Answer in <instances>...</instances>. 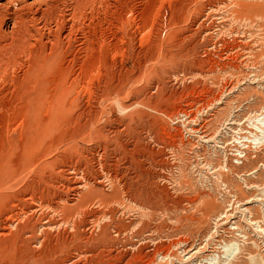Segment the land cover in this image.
Wrapping results in <instances>:
<instances>
[{"label": "rangeland", "instance_id": "obj_1", "mask_svg": "<svg viewBox=\"0 0 264 264\" xmlns=\"http://www.w3.org/2000/svg\"><path fill=\"white\" fill-rule=\"evenodd\" d=\"M95 19L94 53L63 40L0 77V227H45L23 264H264V0Z\"/></svg>", "mask_w": 264, "mask_h": 264}, {"label": "bare ground", "instance_id": "obj_2", "mask_svg": "<svg viewBox=\"0 0 264 264\" xmlns=\"http://www.w3.org/2000/svg\"><path fill=\"white\" fill-rule=\"evenodd\" d=\"M102 0H0V77L5 78L11 73L15 75V69L21 66L28 58H38L43 55L52 58L53 51L58 60L61 59L62 41L77 43L78 54L94 53L95 50L87 48L88 41L83 35L82 26L93 23ZM144 1V0H143ZM147 2V1H146ZM149 2V1H148ZM101 7V6H100ZM157 9V8H156ZM105 11V10H104ZM104 13V12H103ZM155 15V14H154ZM157 15V14H156ZM99 16V15H98ZM96 20V19H95ZM98 20V19H97ZM135 20V19H134ZM133 20V21H134ZM141 20V19H140ZM153 20V19H152ZM101 23V22H100ZM135 24V23H134ZM103 25V24H102ZM138 25V24H137ZM93 29V28H92ZM102 29V28H101ZM114 29V28H113ZM110 30V29H109ZM116 30V29H115ZM121 30V29H120ZM86 32V31H85ZM107 32V31H106ZM133 32V31H132ZM111 33V32H110ZM131 33V32H130ZM103 34V33H102ZM148 34V33H147ZM159 35V34H158ZM105 36V35H103ZM117 36V35H116ZM152 36V35H151ZM100 37V36H99ZM123 37V36H122ZM142 38V37H141ZM117 39V38H116ZM144 39V38H143ZM92 41V40H91ZM144 41V40H143ZM118 42V41H117ZM120 42V41H119ZM125 42V41H124ZM87 43V44H86ZM110 44V43H109ZM76 46V45H75ZM111 50V49H110ZM65 51V50H64ZM111 52V51H110ZM119 53V52H118ZM54 56V55H53ZM74 56V55H73ZM89 56V55H88ZM91 56V55H90ZM107 56V55H106ZM111 56V55H110ZM78 57V56H77ZM82 57V56H81ZM114 57V55H113ZM116 57V55H115ZM21 58V59H20ZM56 58V57H55ZM112 58V57H111ZM87 59V58H86ZM70 60V59H69ZM113 60V59H112ZM71 61V60H70ZM45 62V59H43ZM42 62V65L44 64ZM61 62H65L62 57ZM82 62H85L82 59ZM81 62V63H82ZM27 66V65H26ZM79 66V65H78ZM65 69V68H64ZM77 70V69H75ZM80 70L85 72L87 68L82 63ZM27 71V70H26ZM80 72V71H79ZM96 72V71H95ZM125 72V71H124ZM23 73V72H22ZM17 74V73H16ZM21 74V73H20ZM77 75V74H76ZM82 76V75H81ZM9 81V80H8ZM73 81V80H72ZM8 83V82H7ZM11 84V83H10ZM1 85V84H0ZM3 85V84H2ZM8 87V86H7ZM89 87V86H87ZM91 87V86H90ZM82 88V87H81ZM1 90V89H0ZM10 97V96H9ZM4 99V98H3ZM7 99V98H6ZM2 100V99H1ZM88 100V99H87ZM8 102V101H7ZM87 102V101H86ZM45 114V113H44ZM47 114V113H46ZM8 124V123H7ZM22 129V128H21ZM255 141V140H254ZM253 141V142H254ZM257 141V140H256ZM74 171V170H73ZM99 171V170H98ZM14 172V171H12ZM83 174V173H82ZM102 174V173H101ZM67 179V178H66ZM70 179V178H68ZM79 179V178H78ZM97 179V178H96ZM15 180V179H14ZM80 180V179H79ZM75 181V180H73ZM72 181V182H73ZM99 181V180H98ZM78 182V181H77ZM81 183V182H80ZM100 184V183H99ZM85 185V184H84ZM72 188V187H71ZM75 188V187H74ZM79 188V187H78ZM82 188V187H81ZM17 190V189H16ZM8 193V192H7ZM11 195V194H10ZM9 197V196H8ZM12 197V196H11ZM78 197V196H77ZM81 197V196H80ZM23 199V198H22ZM40 199V198H39ZM26 200V199H25ZM24 200V201H25ZM57 202V201H56ZM60 202V201H59ZM29 203V202H28ZM34 203V202H33ZM32 204V203H30ZM36 204V203H35ZM16 205V204H15ZM14 205V206H15ZM43 205V204H42ZM56 205V203H55ZM75 205V204H74ZM10 206V205H9ZM59 206V205H58ZM17 207V206H16ZM14 208V207H13ZM41 208V207H40ZM62 208V207H61ZM91 208V207H90ZM98 208V207H97ZM6 209V208H5ZM28 209V208H27ZM45 209V208H44ZM103 209V206H102ZM79 211V210H78ZM32 212V211H31ZM51 212V211H50ZM67 211H65L66 213ZM85 212V211H84ZM35 213V212H33ZM58 213V212H57ZM83 213V212H82ZM28 214V213H27ZM33 215V214H32ZM40 215V214H39ZM38 215V216H39ZM24 216V215H23ZM35 216V215H34ZM37 216V217H38ZM75 216V215H74ZM98 216V215H97ZM101 216V215H100ZM30 217V216H29ZM43 217V216H42ZM41 217V219H42ZM46 217V216H45ZM50 217V216H49ZM53 217V216H52ZM55 217V216H54ZM3 224L0 227V237L10 236L8 218L1 215ZM17 218V217H15ZM28 218V217H27ZM32 218V217H31ZM48 218V217H47ZM25 219V218H24ZM37 219V218H36ZM61 219V217H60ZM27 220V219H26ZM23 221V220H22ZM32 221V220H31ZM60 221V220H59ZM19 222V221H18ZM21 222V221H20ZM27 222H29L27 220ZM38 222V221H37ZM47 222V221H45ZM7 223V224H6ZM35 223V222H34ZM62 222H60L61 224ZM33 224V223H32ZM93 224V223H92ZM7 225V226H6ZM62 225V224H61ZM26 226V225H25ZM44 225H28L27 230L19 231L11 235V241L0 245V264H23L25 254L34 256L38 251L32 247L34 237L27 236L34 230ZM117 226V225H116ZM24 227V226H23ZM22 227V228H23ZM42 227V228H43ZM48 227V226H47ZM53 227V226H52ZM93 227V226H92ZM13 228V227H12ZM15 228V227H14ZM45 228V227H44ZM65 228V227H64ZM90 228V227H89ZM75 229V228H74ZM59 230V229H58ZM89 230V229H88ZM17 231V230H16ZM15 231V232H16ZM44 231V230H43ZM42 231V232H43ZM48 231V230H47ZM67 231V228H66ZM71 231V230H70ZM78 231V230H77ZM82 231V229H81ZM94 231V230H93ZM23 232V233H22ZM26 232V233H25ZM41 232V230H40ZM46 232V231H45ZM76 232V231H75ZM32 233V235H33ZM54 233V232H53ZM83 233V232H82ZM37 234V233H36ZM47 232L45 233V235ZM79 234V233H78ZM92 234V233H91ZM103 234V233H102ZM81 235V234H80ZM20 239L15 242V237ZM39 236V235H38ZM36 236L35 238H38ZM75 236V235H74ZM51 237V236H50ZM49 237V239H50ZM57 237V236H56ZM78 237V236H77ZM63 238V237H61ZM119 238V237H118ZM78 239V238H77ZM82 239V238H81ZM35 240V239H34ZM48 240V239H47ZM84 240V239H83ZM98 240V239H97ZM107 240V239H106ZM30 241V242H28ZM53 241V240H52ZM101 241V240H99ZM26 242V243H25ZM38 242V241H37ZM43 242V241H42ZM66 242V241H65ZM102 242V241H101ZM105 242V241H104ZM71 243V242H70ZM63 244V243H62ZM65 244V243H64ZM76 244V243H75ZM97 244V243H96ZM49 245V244H48ZM57 245V244H56ZM66 245V244H65ZM64 245V246H65ZM80 245V243H79ZM84 245V244H83ZM63 246V245H62ZM69 246V245H68ZM74 246V245H73ZM94 246V245H93ZM37 247V246H36ZM45 247V246H44ZM43 247V250H45ZM77 247V246H76ZM80 247V246H79ZM68 248V247H67ZM116 248V247H115ZM50 249V248H49ZM74 249V248H73ZM84 249V248H83ZM87 249V248H85ZM48 250V249H46ZM64 250V249H63ZM72 250V249H71ZM78 250V249H77ZM80 250V249H79ZM112 250V249H111ZM51 251V250H50ZM124 251V250H123ZM42 252V251H41ZM46 252V251H45ZM85 252V251H83ZM110 252V251H109ZM39 253V252H38ZM52 253V252H51ZM57 253V252H55ZM67 253V251H66ZM65 253V255H66ZM72 253V252H71ZM41 254V253H40ZM60 254V253H58ZM70 254V253H69ZM76 254V253H75ZM49 255V254H48ZM47 255V256H48ZM52 255V254H51ZM50 255V257H51ZM56 255V254H55ZM81 255V254H80ZM83 255V254H82ZM46 256V255H45ZM54 256V255H53ZM93 256V255H92ZM97 256V255H96ZM49 257V256H48ZM67 257V256H66ZM94 257V256H93ZM165 261V253L158 255ZM44 258V257H43ZM61 258V257H60ZM40 259V258H39ZM50 259V258H49ZM53 259V258H51ZM50 259V260H51ZM33 260V259H32ZM57 260V259H56ZM63 260V259H62ZM150 260V259H149ZM48 261V260H47ZM76 261V260H75ZM74 261V262H75ZM85 261V260H84ZM127 261V260H126ZM54 262V261H53ZM61 262V261H60ZM35 263V262H34ZM78 263V262H77ZM126 263V262H125ZM48 264V263H47ZM50 264V263H49ZM69 264V263H68ZM151 264H155L151 263ZM209 264V263H208ZM213 264V263H212Z\"/></svg>", "mask_w": 264, "mask_h": 264}]
</instances>
